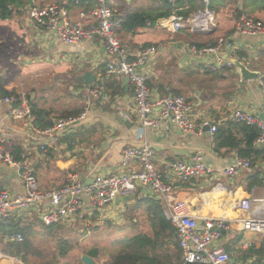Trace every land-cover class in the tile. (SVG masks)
<instances>
[{
    "label": "crops",
    "instance_id": "1",
    "mask_svg": "<svg viewBox=\"0 0 264 264\" xmlns=\"http://www.w3.org/2000/svg\"><path fill=\"white\" fill-rule=\"evenodd\" d=\"M51 1L53 0L41 4L38 0H30L28 5H46L52 3ZM55 1L67 4L68 19L72 23L88 29L95 25L94 19L89 15L90 11L80 9L73 0ZM133 1L113 0L111 6L115 14L124 20L128 14L147 9L144 4L145 7L138 10ZM28 5L23 15L0 21V70H3L1 62L5 57L11 63L21 64L22 56L27 54L29 48L33 53L36 51L34 63L43 65L39 73H31V79H46L49 74L44 72L52 65H55L58 80L68 79L70 77L67 66L71 64L75 66L71 74L77 82L83 80L86 73H91L95 77L92 85L97 84L108 62L101 43L90 40L72 46L63 45L55 35L30 21ZM212 6L216 22L208 32L197 33L187 28L174 32L166 22L169 18H162L155 24L149 23L145 28L134 30L122 27L118 37L128 47L130 59L143 48L156 49L155 55L143 66L153 98L182 95L187 98L194 119H206L219 129H224L227 127L225 118L235 110H243L256 117L264 114V100L259 85V80L264 81V36H242L238 34L236 27L242 17L264 22V0H213ZM202 8L203 1L196 0L194 4L186 2L175 13L185 11L190 16ZM81 13H86L87 17L81 18ZM221 38H228L232 43V48L224 49L221 57L233 66L214 68L212 55L199 57L193 53L194 47H208L217 44ZM24 46H27L26 51ZM237 52L243 54L240 58L247 59L246 66L251 71L260 73L258 79L242 80L233 63ZM24 65H28V58H25ZM39 76L41 77L38 78ZM92 85H85L78 90L74 88L66 99H62V95L57 99V93L53 97L49 96L48 89L51 86L42 89V93L35 90L34 86L35 91L31 93L16 90L18 95L27 94L26 97L31 102V112L35 110L37 117L38 110L45 111L40 116L43 120L40 125H47L49 122L54 125L63 119L62 116L75 112H79L77 116L85 114V119L59 144L54 145L46 139H40L20 121L11 118L9 107L0 104V134L7 141L4 149L6 153L31 165L43 191H53L66 185L71 173H76L84 183H92L94 177L100 174H120L123 151L140 148L144 144L150 145L155 151L156 163L161 170L165 162L202 155L205 163L215 169V174L190 183L175 182V200L187 202L192 216L201 223L205 219L215 218L226 220L231 225V231L224 234L220 246L230 255L232 262L264 264V252L261 253L264 238L244 231L242 226L243 220L249 217H264V147L257 149V154L248 157L252 160V168L242 173L234 183H230L219 171L232 165L237 158H243L238 156L237 150L223 148L218 151L215 135L212 136L205 128L200 134H186L167 121L143 128L135 112L133 87L126 78H106L105 91L100 99L87 98V90ZM12 86L7 84L6 90L11 91L14 88ZM19 87L20 85L15 86ZM32 116L34 121V113ZM153 117H157L156 113ZM244 136L240 131V141ZM42 143L47 147L46 152L40 148ZM19 148L20 152H17ZM254 179L262 183L249 186ZM3 189L19 196L25 195L17 172L0 161V190ZM150 196V192L144 188L128 196L118 194L104 211L96 214L102 219L122 220L132 225V218L137 222V218L140 221V216L144 215L142 210H136V201L151 198ZM244 199L253 201L249 212L242 211L239 206V202ZM82 214L89 216L91 212L86 208ZM39 217L40 212L32 209L25 216L17 218L14 224L23 227L29 223L40 222ZM135 232L132 228V233Z\"/></svg>",
    "mask_w": 264,
    "mask_h": 264
},
{
    "label": "built area",
    "instance_id": "2",
    "mask_svg": "<svg viewBox=\"0 0 264 264\" xmlns=\"http://www.w3.org/2000/svg\"><path fill=\"white\" fill-rule=\"evenodd\" d=\"M112 1L97 0L98 5L89 14L95 23L90 29L72 23L68 19L67 4L63 2L29 6L27 12L31 22L55 35L65 46L90 40L101 43L108 62L98 83L87 90L89 100L103 97L106 78H126L133 87L135 112L143 128L157 126L167 121L186 134H200L204 128L210 127L209 132L214 136L218 126L212 125L206 119L201 121L194 119L186 97L173 95L167 98H153L143 66L155 55L156 49L143 48L130 59L128 47L118 37L124 20L113 11ZM202 1L203 8L200 11L187 17L176 12L166 19L170 29L174 32L186 28L192 32L210 31L216 22V15L212 9L213 0ZM80 16L85 18L87 14L81 13ZM236 27L238 34L242 36H264V22L254 18L242 17ZM226 48L231 49L232 43L228 38H221L217 44L201 49L194 47L193 53L199 57L212 55L214 68L224 65L231 67L233 64L221 57L222 51ZM237 55L235 53L236 60L246 65L247 59ZM259 85L264 100V81L259 80ZM0 104L9 107L11 118L20 121L40 139H46L54 145L59 144L85 119V114L63 118L53 126L41 129L33 123L31 102L26 95L16 97L0 93ZM154 113L157 117H153ZM225 122L256 127L259 134L254 139L252 147L254 149L264 147V120L246 111L235 110L225 118ZM6 142L4 135L0 134V161L17 172L23 183L25 195L19 196L8 189L0 190V224L5 226L14 224L17 218L25 216L32 209H37L40 212V222L46 227L71 225L86 208L91 213L102 212L116 195L128 196L144 188L150 192L151 198L163 205L165 217L176 231L182 251V264H235L231 262L226 250L220 246L224 234L231 231V225L226 220L215 218L205 219L201 223L192 216L187 202L176 201L173 196L175 182L190 183L215 174V169L205 163L202 155L187 160L165 162L161 170L156 163L155 151L150 145L144 144L140 148L123 151L120 174L97 175L94 181L86 186L76 173H71L66 185L53 191H43L31 165L6 153L4 150ZM40 148L43 152L47 150L45 143H42ZM251 168L250 158H237L232 165L219 172L230 183H234L242 173ZM252 202L250 199H244L239 202V206L242 211L249 212ZM242 226L244 231L264 238V217H249L243 220ZM23 240L24 237L20 233L8 234L4 238L5 243H21ZM18 260L15 258L12 262L17 263Z\"/></svg>",
    "mask_w": 264,
    "mask_h": 264
},
{
    "label": "trees",
    "instance_id": "3",
    "mask_svg": "<svg viewBox=\"0 0 264 264\" xmlns=\"http://www.w3.org/2000/svg\"><path fill=\"white\" fill-rule=\"evenodd\" d=\"M44 4L45 0H38ZM77 7L84 11H91L97 6L96 0H73ZM152 8L141 9L134 14H128L124 18L122 27L128 29L145 28L149 23L155 24L158 19L171 17L177 8H180L186 2L194 4L196 0H176L175 5L170 0H151ZM31 3L30 0H0V21L12 20L16 15H23L26 6ZM29 6V5H28ZM11 8V9H10ZM82 10V11H83ZM176 14L187 17L188 12L178 11ZM240 16V15H239ZM198 48L203 45H198ZM238 56L243 54L238 52ZM85 87L84 81L80 79L75 84L76 90ZM0 93L4 96L19 97L16 91H7L3 86V78L0 70ZM33 110V109H32ZM36 118L33 123L41 129L53 126L52 122L47 125H40L43 120L40 116L45 111H32ZM79 112L70 113L62 116L68 118L77 116ZM240 131L245 135L240 141L238 136ZM259 131L256 127L247 125L227 123V127L219 129L215 134V143L217 150L223 148H231L238 151V156L243 158L251 157L252 154H257V149L252 147L254 139L258 136ZM17 152H20V148ZM19 154H17L18 156ZM19 159V158H18ZM262 181L257 179L252 180L249 186L261 184ZM136 210L144 212V221L149 227V232L143 231L141 221L137 218L131 219L133 230L136 228L142 232H135L132 237L125 239L122 251L106 260L103 264H182V251L176 237V231L171 222L165 217L164 208L160 201L154 198H146L136 201ZM96 218V217H95ZM62 228L59 226L46 227L40 222L29 223L21 227L18 224L5 226L0 224V252L10 257L18 258L23 264H60L62 258H66L73 249L67 240L59 241L58 248H53L51 251L42 249L36 245V237L39 232L47 231L54 237L58 230L60 234ZM21 234L24 237L21 243H5L4 238L8 234ZM264 252V241L262 242L261 253ZM87 256L97 260L99 252L96 250L88 251ZM70 264V263H65Z\"/></svg>",
    "mask_w": 264,
    "mask_h": 264
},
{
    "label": "rangeland",
    "instance_id": "4",
    "mask_svg": "<svg viewBox=\"0 0 264 264\" xmlns=\"http://www.w3.org/2000/svg\"><path fill=\"white\" fill-rule=\"evenodd\" d=\"M51 2L59 3L55 0ZM133 2L137 4L138 10L145 6L147 8H151V6L153 5V2H151V0H134ZM151 3L152 5H150ZM148 5L150 6L148 7ZM253 17H255V15H253ZM256 17L260 18V15L256 14ZM23 49L26 51L27 46H24ZM24 50H22L23 53ZM35 52H31L28 48L26 52L27 54L22 56V63L19 65H17V63L14 64L10 61H7V57H5L6 61L5 59L2 60L1 65H3V70L1 71V76L3 79H5L3 80L4 89L6 90V85L8 84L14 86L11 91L21 90L25 93H31L35 90H38L42 93V89H45L46 86H51V88L48 89L50 91L49 96L53 97L57 93V99H60V95H62V99L68 98L74 91L75 84L77 82L71 74V71L72 69H75V66L71 64L67 66L69 67L68 74L70 77L68 79L64 78L63 80H58L59 78L57 76V71L54 69L55 65H52V67L50 69H47L46 72H44L43 70L44 73H47V75L49 74L46 79H31V73H39L41 71V66H43L39 62L34 63L36 60L34 59V56L37 57V55H35ZM38 56L40 57L41 54H39ZM25 58H28V65L26 66L24 65ZM40 77L41 76H39L38 78ZM16 85H20V87L15 88ZM29 85H31V87H29ZM33 86L36 88L35 90H33ZM95 214L96 212L91 213L89 216H84L82 214L71 225H57L62 229L60 231V234L57 230L54 234V237L47 233V231H40L39 235L36 237V245L41 247L42 249L51 251L53 248H58L59 241L67 240L70 246L73 247V249L70 251L66 258H62L60 260V264H83L82 257L86 255L88 251L93 250L99 252V258L95 260V263L103 264L112 256L119 254L123 249L125 239L132 237L134 233H132L133 227L131 223H127L122 220L117 221L102 219L99 214ZM140 221L143 231L149 232L148 225L144 222L142 223V221H144V216H140ZM135 230L137 233L142 232L138 228H136ZM13 260H15V258L2 254L0 252V264H14L15 262H12ZM16 262L19 264H23L19 260Z\"/></svg>",
    "mask_w": 264,
    "mask_h": 264
},
{
    "label": "water",
    "instance_id": "5",
    "mask_svg": "<svg viewBox=\"0 0 264 264\" xmlns=\"http://www.w3.org/2000/svg\"><path fill=\"white\" fill-rule=\"evenodd\" d=\"M198 33V32H197ZM234 65L238 68L239 73L241 75V78L243 81H252L256 80L260 77V73L251 71L246 65L241 63L240 61H233ZM83 80L85 82L86 86H90L94 83L95 77L91 73H86L83 77ZM262 120H264V114L258 115ZM207 132H209L210 127L205 128ZM96 177H94L95 179ZM93 182V181H92ZM86 186L90 185L91 183L85 182L84 183ZM232 262V261H231ZM82 263L83 264H96L94 259L91 257L84 255L82 257Z\"/></svg>",
    "mask_w": 264,
    "mask_h": 264
}]
</instances>
